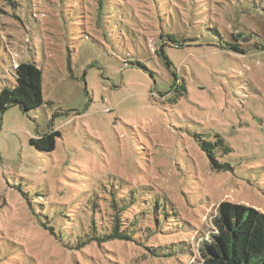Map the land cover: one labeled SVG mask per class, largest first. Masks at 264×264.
Listing matches in <instances>:
<instances>
[{
    "label": "rangeland",
    "instance_id": "obj_1",
    "mask_svg": "<svg viewBox=\"0 0 264 264\" xmlns=\"http://www.w3.org/2000/svg\"><path fill=\"white\" fill-rule=\"evenodd\" d=\"M21 63L44 103L0 114V264H202L222 203L264 214V0H0V91ZM126 196L130 240L58 239L109 235Z\"/></svg>",
    "mask_w": 264,
    "mask_h": 264
},
{
    "label": "trees",
    "instance_id": "obj_2",
    "mask_svg": "<svg viewBox=\"0 0 264 264\" xmlns=\"http://www.w3.org/2000/svg\"><path fill=\"white\" fill-rule=\"evenodd\" d=\"M100 12L106 15L104 7H100ZM170 43L175 47H183L181 41L170 38ZM184 47H192L188 41ZM235 43L237 41L235 40ZM210 45V44H208ZM224 43L218 46L224 48ZM164 46H167L165 43ZM232 51L237 53H245L246 51L240 45H234ZM164 54V48L161 50ZM168 67H171L170 60L165 56ZM133 67H141V64L132 63ZM15 68L16 84L13 88L4 87L0 91V114H4L13 106H18L26 113L31 112L44 103L43 98V71L33 63H21ZM61 137L59 131H51L46 135H41L38 139H33V145H36L41 151L51 153L56 149L57 138ZM212 137V136H211ZM199 146L206 153L212 165L216 164L219 154H230L231 148L227 146L226 140L216 134L210 139L203 136L196 137ZM227 166V165H226ZM219 167H221L219 165ZM131 199L126 196L120 203L114 198L111 201L115 215L111 218V233L104 235L97 232L96 225L93 224L91 234L81 230L77 232L73 242L65 234H61V243L64 242L67 247H81L88 245L92 239L107 242L115 239L130 240L132 232L125 228L122 230L123 221L121 219V211H124L129 206ZM34 204V203H32ZM160 209V203H156V209ZM44 219L50 221V214L44 212ZM62 218H65L62 216ZM47 225V223H42ZM215 230L211 234L208 241L203 242L200 250L202 264H264V214L246 208L243 205L224 202L218 209V214L214 219ZM48 227V226H47ZM48 229H52L48 227ZM55 229V228H54ZM67 238V240H65ZM94 241V240H93Z\"/></svg>",
    "mask_w": 264,
    "mask_h": 264
}]
</instances>
